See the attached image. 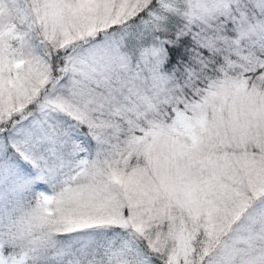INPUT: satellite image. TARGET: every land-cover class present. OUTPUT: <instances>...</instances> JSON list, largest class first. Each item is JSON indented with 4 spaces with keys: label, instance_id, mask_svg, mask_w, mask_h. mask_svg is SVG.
I'll return each mask as SVG.
<instances>
[{
    "label": "snow or ice",
    "instance_id": "obj_1",
    "mask_svg": "<svg viewBox=\"0 0 264 264\" xmlns=\"http://www.w3.org/2000/svg\"><path fill=\"white\" fill-rule=\"evenodd\" d=\"M0 264H264V0H0Z\"/></svg>",
    "mask_w": 264,
    "mask_h": 264
}]
</instances>
